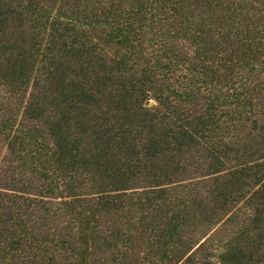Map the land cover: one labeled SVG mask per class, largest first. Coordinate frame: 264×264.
<instances>
[{"label":"trees","instance_id":"1","mask_svg":"<svg viewBox=\"0 0 264 264\" xmlns=\"http://www.w3.org/2000/svg\"><path fill=\"white\" fill-rule=\"evenodd\" d=\"M0 264H264V0H0Z\"/></svg>","mask_w":264,"mask_h":264},{"label":"water","instance_id":"2","mask_svg":"<svg viewBox=\"0 0 264 264\" xmlns=\"http://www.w3.org/2000/svg\"><path fill=\"white\" fill-rule=\"evenodd\" d=\"M152 104H154V103L152 102Z\"/></svg>","mask_w":264,"mask_h":264}]
</instances>
